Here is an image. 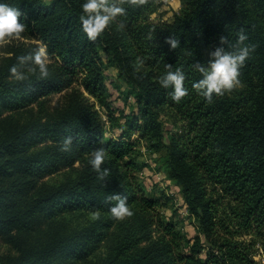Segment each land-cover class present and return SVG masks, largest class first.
<instances>
[{"label": "trees", "instance_id": "trees-1", "mask_svg": "<svg viewBox=\"0 0 264 264\" xmlns=\"http://www.w3.org/2000/svg\"><path fill=\"white\" fill-rule=\"evenodd\" d=\"M181 1L182 10L170 22H154L149 16L156 9L155 0H120L126 12L91 40L80 20L84 0H5L21 10L28 36L38 40L60 67L47 77L35 68L15 79L10 67L19 63L18 56L39 47L12 46L11 55L0 63V116L37 101L67 77L76 76L118 132L105 136L90 106L25 125L0 141V158L3 153L13 156L12 166L25 168L27 175L49 161L46 148L34 150L39 142L71 135L78 153L88 156L76 180L45 190L22 207L3 200L7 196L0 191V232L43 231L40 216L51 218L77 208L111 212L116 201L110 196L116 192L125 194L129 205L155 207L158 200L138 196L135 173L145 166L138 160L140 146L145 145L161 154V164L179 186L196 234L187 238L177 223H166L168 259L161 260L160 253L138 248L144 223L127 220L102 264H257L255 255L261 251L264 256V0ZM121 21L123 28L118 26ZM241 32L247 36L243 43L255 46L240 70L242 86L214 94L209 102L193 87L202 75L196 62L211 59L210 52L222 44L221 36L228 38L223 46L232 50ZM169 36L180 41L175 48ZM138 57L145 61L139 69ZM168 64L185 73L189 91L179 102L172 98L171 86L165 88L159 80ZM109 67L117 70L133 98L127 113H116L107 103L103 70ZM163 115L171 121L172 131L166 130ZM99 147L106 149L102 167L110 169L105 178L90 163L91 153ZM45 235L50 240L39 241L42 248L21 252L14 264L37 257L47 261L55 251L65 257L86 249L90 240L84 232L74 247L75 235L60 236L56 230Z\"/></svg>", "mask_w": 264, "mask_h": 264}, {"label": "rangeland", "instance_id": "rangeland-1", "mask_svg": "<svg viewBox=\"0 0 264 264\" xmlns=\"http://www.w3.org/2000/svg\"><path fill=\"white\" fill-rule=\"evenodd\" d=\"M51 1L44 0L46 3ZM155 4L156 9L149 16L154 22H170L174 14L179 13L183 8L181 0H155ZM21 43H35L39 48L44 47L24 31L18 37L13 36L5 42H0V63L11 55L12 46ZM47 66L49 71L56 70L60 67V63L54 56L47 54ZM33 68L39 69V65L31 62L29 66L22 67L21 71L26 75L32 72ZM103 76L107 103L115 109L114 112L124 110L127 113L129 106L133 103L128 86L115 68H105ZM65 80L57 90L37 101L30 102L27 106L17 110L3 111L0 116V141H7L10 135L25 125L48 122L67 110L85 109L90 106H92L90 110L98 115L105 136H115L118 132L116 123L108 119L103 107L79 85V79L74 76L67 77ZM162 120L165 122L166 130L172 131L171 121L165 115L162 116ZM64 137L66 136L62 135L59 138L39 142L34 147V150L46 148L49 161L42 169L33 170V173H29L30 175L25 173V168L19 169L17 166H12L10 159L13 156L3 153V158H0V191L7 196V198L3 197V200L12 203L13 207H22L32 202L39 193L77 179L88 156L80 155L74 145L69 150H62L61 143ZM140 152L138 160L144 162L145 166L135 173L140 185L138 196L158 200L155 207L145 208L137 203L129 205L133 209V215L123 219L114 217L112 212L89 211L81 208L61 212L51 218L43 219L40 216L39 218H42L40 226L43 231L0 232V264H14L20 257V253L25 250L38 251L43 247L39 241H46L45 234L51 235L54 230L60 231V236L75 235L74 247L78 246L80 236L84 232L90 240L85 244L86 249L80 252L71 251L70 255L64 257V254L55 251L50 260L44 261L43 258L37 257L38 259L27 264H102L109 256L114 235L121 224L127 220L138 225L140 222L144 223L140 225L142 238L138 248H150L155 255L160 253L161 260H167L166 240L169 237L163 232L164 225L173 221L177 223L178 230L187 238H192L196 234L195 224L183 201L179 186L168 178L161 164L159 159L161 154L150 151L145 145L140 146ZM155 258L157 259L156 256ZM255 260L257 264H264L261 251L255 255ZM157 263L161 262L157 261Z\"/></svg>", "mask_w": 264, "mask_h": 264}, {"label": "clouds", "instance_id": "clouds-1", "mask_svg": "<svg viewBox=\"0 0 264 264\" xmlns=\"http://www.w3.org/2000/svg\"><path fill=\"white\" fill-rule=\"evenodd\" d=\"M83 13L80 16L82 28L91 40H96L98 36L118 17L126 12V9L120 3V0H84L82 4ZM21 10L0 0V42L20 36L26 29L27 24L20 18ZM124 27L123 21L118 25ZM168 41L172 48H175L180 41L169 36ZM222 44L210 52L211 59L206 64L199 61L196 62V69L202 74L201 78L194 82L195 87L200 94L209 102L212 101L214 94L223 95L226 91L241 87L240 79L241 67L245 64L246 59L251 54L254 45L244 44L247 39L245 33L241 32L238 43L232 50H227L223 46V42L227 41L226 36L220 37ZM18 64L10 67V72L16 79H23L25 73L21 71V67L28 61L39 65V73L41 77L49 75L47 66V52L44 47H40L32 53L18 56ZM142 58H137V69L144 65ZM168 71L163 72L160 77V83L165 88L171 86L172 98L179 102L185 96L189 89L185 86V73L182 69L176 68L172 70L171 64L167 65ZM35 71V68L32 69ZM74 137L68 135L64 137L61 143L62 150H69L72 147ZM106 158V149L99 147L93 150L90 156V163L97 170L101 178L108 176L110 169L102 167ZM110 199L116 201L111 206V212L114 217L123 219L126 216L133 215V209L128 204V197L120 192L112 193Z\"/></svg>", "mask_w": 264, "mask_h": 264}]
</instances>
